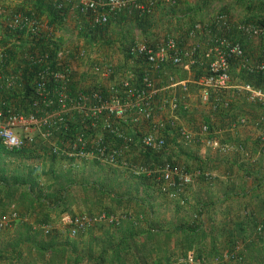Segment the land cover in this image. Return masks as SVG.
I'll return each instance as SVG.
<instances>
[{
  "label": "crops",
  "instance_id": "crops-1",
  "mask_svg": "<svg viewBox=\"0 0 264 264\" xmlns=\"http://www.w3.org/2000/svg\"><path fill=\"white\" fill-rule=\"evenodd\" d=\"M174 1H159L146 21L110 14L104 31L101 33V28L95 33L91 32L88 16L74 10H67L62 21L53 22L46 5L43 3L45 6H42L39 0H0L2 47L6 44L15 46L20 38V34L9 26L11 15L17 12L31 14L46 27L56 28L54 40L60 46L79 48L77 46L80 45L87 49L88 57L93 61L91 53L101 51L119 71L127 68L148 71L154 77L162 98H180L188 107L187 111L180 113V124L189 132L190 139H181L176 133L167 131L166 157L137 152L134 161L139 165L155 166L167 158L193 174L192 183L174 195L170 189L156 185L154 177L137 176L130 168H111L84 160L72 161L69 165L66 161L37 152L36 157L23 158L22 161L5 159L4 162H12L15 168L6 169V182L0 177V183L17 184L24 179L35 182L36 186L33 192L30 188L18 189L10 197L0 191V215L18 214L16 221L0 230V264H74L78 255L85 258L79 264H200L197 257L192 263L185 256L191 252L184 249L188 246L186 234L190 229L199 233L193 248H201L205 253L213 247L221 250L227 247L226 240L238 228L247 238L254 232V226L259 222L264 224V156L257 157L261 146L258 122L264 116V107L247 100L246 91L240 88L245 83L239 67L233 68V88L219 94L223 95L228 107L214 112L203 105L200 98L199 80L204 74L200 64L191 71L167 64L161 72H155L131 58L123 59L132 43H155L167 37H176L186 45L199 44L204 54L212 45L205 32L215 30L214 21L220 13L227 14L234 29L240 30L246 25L244 23L259 25V21L264 19V0ZM40 9L41 14L38 12ZM198 22L204 30L190 38L187 31ZM245 35L240 31L232 34L235 40H242L254 61H264V35ZM18 57L21 58L7 59L6 73L22 72L18 68L23 64V57ZM113 57L120 58L114 61ZM78 64L80 67L74 74L81 85L89 86V81L85 82L87 71L81 66L84 62L79 61ZM198 73H201L200 77ZM171 78L178 81L172 87ZM180 82H187V91L178 84ZM165 115L168 116L164 110L156 114L158 119ZM241 116L246 117L248 123L234 128L233 123ZM204 124L215 131L214 136L227 147L225 150H214L204 142L205 135L201 133ZM127 129L131 134L139 135L137 127L129 126ZM249 154L252 158L247 157ZM0 155L9 156L6 153ZM26 161L34 170L28 167L24 171L21 163ZM20 164L23 171H19ZM243 209L250 210L251 217L247 220ZM103 211L121 216L122 227H110L109 223L102 226L99 222L77 237H71L62 221L63 214L97 215ZM45 225L53 229L54 240L58 242L56 250L66 249L62 257L57 251L41 255L36 252L32 241L25 240L24 235L29 230L48 241L49 237L42 229ZM247 241L250 248L257 246L256 241L252 243L249 238ZM117 244L132 247L138 244L139 249L131 250L125 246L121 248L123 253H119L113 247ZM205 255L202 263L210 264L207 261L210 256ZM214 260V264L226 261L223 257Z\"/></svg>",
  "mask_w": 264,
  "mask_h": 264
},
{
  "label": "built area",
  "instance_id": "built-area-1",
  "mask_svg": "<svg viewBox=\"0 0 264 264\" xmlns=\"http://www.w3.org/2000/svg\"><path fill=\"white\" fill-rule=\"evenodd\" d=\"M163 0H52L58 10L68 8L88 16L89 26L94 29L109 23V15L142 18L154 13L156 5ZM175 3L174 0H170ZM2 9L0 8V12ZM226 13L214 21V28L207 30L212 45L201 53L199 44H187L176 37H167L155 43H132L127 53L147 69L161 72L170 64L176 69L191 71L200 64L204 70L200 84V98L210 110L218 112L228 103L223 94L233 88V64L250 75L264 73V61H254L243 43L232 35V23ZM232 25V26H231ZM9 26L15 30H27L35 36L55 39L54 30L39 19L23 12L11 15ZM201 23L193 24L187 31L190 38L203 31ZM252 37L264 35V28L252 23L240 28ZM230 33V35H229ZM84 48L60 46L53 61L49 53L37 55L32 60L42 63L44 69L36 73L27 111L18 110L6 100L5 95L16 92L22 84V72L8 74L5 64L8 58L5 49L0 50V144L8 152L29 150L45 153L72 164V161H92L111 168H130L137 176H152L157 185L180 194L192 183L193 174L164 158L154 165H139L134 161L135 153L164 155L168 140L167 131L176 133L181 139H190L189 132L180 124V113L187 105L178 97L160 96L152 74L135 69L119 71L116 66L101 58L93 61ZM83 61L90 85H81L74 74ZM120 72V73H119ZM87 78V81H88ZM178 81L170 79V87ZM23 83V82H22ZM187 91V82L178 83ZM246 91L251 104L264 107V90L250 83L240 87ZM167 90V89H166ZM167 111L168 116L158 119L156 114ZM248 123L246 117H238L233 127ZM129 126L139 129V135L130 133ZM261 147L257 157L264 155V116L258 122ZM201 133L204 142L214 150L227 147L214 135L215 131L204 124ZM247 157L252 158L249 154ZM18 219L13 212L9 217L0 215V230ZM119 217L106 212L97 215L63 214L62 221L71 237H77L99 222L116 224ZM49 236L53 229L43 226ZM263 226L259 227L261 231ZM189 262H195L194 252L188 254ZM196 258V259H195ZM225 260H243L235 252H227ZM200 264L205 262L197 259Z\"/></svg>",
  "mask_w": 264,
  "mask_h": 264
},
{
  "label": "trees",
  "instance_id": "trees-1",
  "mask_svg": "<svg viewBox=\"0 0 264 264\" xmlns=\"http://www.w3.org/2000/svg\"><path fill=\"white\" fill-rule=\"evenodd\" d=\"M39 1H40V3H42V6L46 5L45 9H47L46 11L49 12V15H50L53 22L62 21L64 19V17L66 16L67 10H69L68 8H65L63 10H58L55 7L52 0H39ZM40 8H42V7H40ZM38 12L41 14V9L38 10ZM35 14L37 15V13H35ZM147 17H149V16H147ZM147 17H142V18H137V19H139L141 21L142 20L146 21V20H148ZM52 24L53 23L51 22V26H54ZM244 24L247 25L250 23H244ZM106 26L96 27V28L92 29L93 31H91V32L97 33V32H99V30L101 28H103L102 30H100L102 33L104 31V29L106 28ZM259 26L264 28V19L259 21ZM14 31L17 34H20V38H18V40H16L17 44H15V46L11 47V45L3 42V44L4 45L6 44V45L4 47H2V44H0V47H1L0 50L5 49V52L8 55L7 59H12V58L13 59H16V58L19 59L21 57H18V56L22 55V57H23L22 63L23 64H21V66L18 68V69H22L23 76H22L21 81H20L22 86L16 92H14L13 94H10V96H8V99H6V100H8L9 103L14 105L18 110L27 111L28 103L30 101V98L32 95V90L34 87L33 82H34V79L36 77V73L39 70L41 71L44 69L42 63H38L37 61L32 60V58L37 57V55H40V54L43 55V54L49 53V58L52 59L53 61H55L54 60L55 51L60 47V45L57 43V41L53 40L52 38H48L46 36L42 37L41 35L35 36V35H32V33H30L27 30H14ZM238 31L243 33V31H241V30L232 28L231 35L234 34V32L237 33ZM229 35H230V33H229ZM239 42H242V40H239ZM247 52H248V50H247ZM127 56L129 57L128 53H127ZM238 66H239V63L235 62L233 64L232 68L238 67ZM233 72H232V74H233ZM140 73H142V72H140ZM240 75H241L242 79L244 80V83H250V84L254 85L255 87H258V88H261L262 90H264V73H256L254 75H250L249 73L245 72V70L240 69ZM197 76L200 77L201 73H198ZM0 153H6L7 155L12 156V157H19V158L21 157V158H29V159L37 156V154L34 151H29V150L7 152L1 146V144H0ZM0 174H1L0 177H2V181L6 182V180H5L6 179L5 178L6 168L3 167L2 162H0ZM35 186H36L35 182L32 183V182H28V181L23 179V180H19L17 182V184L0 183V191H1V193H2V191L4 193H7V197H10L18 189L21 190L24 188L25 189L30 188V190L33 192V190L35 189ZM104 212L112 214V215H116L120 219L119 222L116 224H110L109 223L110 227H116V228L122 227L123 218H121V216L117 215V213H111L108 211H104ZM105 223H107V222H102V226ZM51 234L49 236H47L49 238H48V241H46V240L41 239L42 236L39 238L36 235H33V233L28 230V233H26L24 235L26 239L25 238L24 239L25 240L28 239L29 241H32V243L34 244V246L36 248V252L40 253L41 255H44V253H46L48 251H52L53 253H54V251H57L56 247L58 245L57 244L58 242L54 240V236H53V234L52 235ZM41 235H42V233H41ZM186 236H187L186 240L188 242V246H185L184 249L188 250V251L190 250L191 252H194V255L197 257V259H204L205 258L204 256H206L205 254H208L209 256L218 255V257H220V258L223 257V259H224V256L222 255L223 250L219 251V249L216 247L210 248L209 251L205 252V253H204L203 249H201V248H195V249L193 248L194 247L193 244H195L194 242L199 239V233L198 232L192 231L190 229V231L187 232ZM133 241H135V240H133ZM66 242H68V241H66ZM125 246H127V245H123V244H117L116 246L113 245L114 250L119 252V253L120 252L123 253L121 248H124ZM133 246L134 247L127 246V248H129L131 250L133 248L139 249L138 244H135ZM233 247H235L234 243L232 245L228 246V248L226 249V253L231 252V251L233 252V250H232ZM65 250L66 249L58 250L57 254H59V256L62 257L64 255ZM187 253L185 255L186 257L188 256ZM58 259H60V257ZM84 259L85 258L83 256L78 255V257L75 259L76 261H74V264H79V262L83 261ZM84 263H85V261H84ZM223 263H221V264H223ZM85 264H90V263H85ZM202 264H204V263H202Z\"/></svg>",
  "mask_w": 264,
  "mask_h": 264
},
{
  "label": "rangeland",
  "instance_id": "rangeland-1",
  "mask_svg": "<svg viewBox=\"0 0 264 264\" xmlns=\"http://www.w3.org/2000/svg\"><path fill=\"white\" fill-rule=\"evenodd\" d=\"M244 26V25H243ZM55 30H56V28H54ZM54 30V32H56ZM241 31H243V30H241ZM243 34H245V32L243 31ZM245 36H249L248 34H246ZM239 41V40H238ZM242 43V42H241ZM77 47H81L80 45H78ZM84 48V47H83ZM86 49V48H85ZM87 50V49H86ZM249 53H250V51H248ZM92 55V58L93 59H95L94 61H98L99 59H101V58H106V57H108V56H106L103 52H101V51H98V52H94V53H91ZM251 54V53H250ZM120 58V57H119ZM119 58H117V59H119ZM113 59H114V61H116L117 59H115L114 57H113ZM123 59L125 60V61H127V60H129V57L128 56H125L124 55V57H123ZM128 67V66H127ZM116 68H117V66H116ZM128 69V68H127ZM132 69H134V68H132ZM119 70V69H118ZM123 70H125V69H121L120 71L122 72ZM120 73V72H119ZM77 74H78V72H77ZM79 77V76H78ZM87 76H86V79H85V82H87ZM81 79H83V78H81ZM88 81H89V78H88ZM85 87H87L88 88V86H85ZM204 105V104H203ZM206 106V105H205ZM212 111V110H211ZM167 112V111H166ZM2 156V157H1ZM4 157V158H3ZM9 157V156H8ZM7 156H3V155H0V162H2V164H3V167H5L6 169H13V168H15V167H13L14 165H13V163L12 162H4L5 161V159L7 160H9V159H15V161H22L23 160V158L20 160L19 158H8ZM28 161H30V160H28ZM21 164H23V166H24V171H26V169L25 168H28V167H31V169L33 168L32 167V164L30 163V164H27V161L26 162H24V163H21ZM21 164L19 165V171H23V168H21ZM33 170H34V168H33ZM50 175V174H49ZM249 212H250V210H245L244 211V209L242 210V213H243V215H245L244 217H245V219L247 220L248 218H250L251 216H250V214H249ZM240 225V224H239ZM260 226H263V229L260 231L259 230V227ZM251 233H253V234H251ZM251 233H249V236H247V238H244V237H246V235H244L243 233H242V231H241V229L240 228H238L237 230H236V232L235 233H233L232 234V236L230 237V239L227 241L226 240V242H227V244H229L228 246H230V245H232L233 243H234V245H235V247H233V252H235V254L236 255H239V256H241V257H243V260H234V259H232V260H226L225 261V263H223V264H255V262H256V264H260L262 261H264V224H263V222H259L256 226H254V232H251ZM251 234V235H250ZM248 238H249V240L251 239V242L252 243H255V241H256V243H257V246H254V248H250V246H248L247 245V243H248ZM247 241V242H246ZM228 246L227 247H225L226 249L228 248ZM225 248H223V256L225 255V253H226V249ZM221 249H219V251H220ZM229 251V250H228ZM232 252V251H231ZM216 257H218V255H216V256H210V257H207V261H209V263L210 264H214L213 262L215 261L214 259L216 258ZM220 258V257H219ZM222 258V257H221ZM249 261V262H248Z\"/></svg>",
  "mask_w": 264,
  "mask_h": 264
},
{
  "label": "clouds",
  "instance_id": "clouds-1",
  "mask_svg": "<svg viewBox=\"0 0 264 264\" xmlns=\"http://www.w3.org/2000/svg\"><path fill=\"white\" fill-rule=\"evenodd\" d=\"M260 147H261V146H260ZM7 152H8V151H7ZM258 153H259V151H258ZM258 153H257V154H258ZM261 156H264V155H259L258 157H261Z\"/></svg>",
  "mask_w": 264,
  "mask_h": 264
}]
</instances>
